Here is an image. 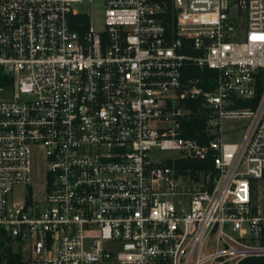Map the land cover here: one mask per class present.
Instances as JSON below:
<instances>
[{
    "label": "built area",
    "instance_id": "2783aa9c",
    "mask_svg": "<svg viewBox=\"0 0 264 264\" xmlns=\"http://www.w3.org/2000/svg\"><path fill=\"white\" fill-rule=\"evenodd\" d=\"M83 2L0 0V252L264 264V0H103V31Z\"/></svg>",
    "mask_w": 264,
    "mask_h": 264
},
{
    "label": "rangeland",
    "instance_id": "374dc122",
    "mask_svg": "<svg viewBox=\"0 0 264 264\" xmlns=\"http://www.w3.org/2000/svg\"><path fill=\"white\" fill-rule=\"evenodd\" d=\"M78 11L84 14H88L90 16L91 25L95 28L96 31H103L104 30V2L103 0H84V2L80 5H76L75 7ZM245 32L241 30L238 33V38L240 40L244 39ZM245 122L235 121L231 123L232 126H235L237 129H240L241 131H238L237 139L241 138L244 129L242 128L244 126ZM228 127V126H227ZM226 127V129H227ZM226 141H230L229 138L226 137ZM153 156L157 157L160 160H170V159H177L178 153L173 151H155ZM33 188L35 190H38L40 187L42 190V197L46 194V186H47V174L46 169L39 165L37 163V166L33 170ZM29 189L23 188V187H16L14 189L13 195L10 196V204L14 202V200H22L26 197L28 194ZM26 257H29L30 254L27 252L25 253Z\"/></svg>",
    "mask_w": 264,
    "mask_h": 264
},
{
    "label": "trees",
    "instance_id": "16d2710c",
    "mask_svg": "<svg viewBox=\"0 0 264 264\" xmlns=\"http://www.w3.org/2000/svg\"><path fill=\"white\" fill-rule=\"evenodd\" d=\"M154 1H170V0H154ZM184 76L187 79H197L201 78L203 80V87L205 89H210L213 87L210 78L214 76V72L208 69L201 70L197 66H187L184 69ZM190 107L195 108L197 102H189ZM205 117H192L188 122L185 123V133L184 136L187 138L200 139L201 134L205 128ZM195 167L196 165L190 164V166ZM3 251L0 252V264H25L24 255L22 252H16L12 245L3 246Z\"/></svg>",
    "mask_w": 264,
    "mask_h": 264
}]
</instances>
